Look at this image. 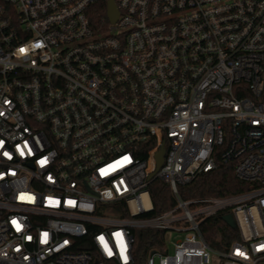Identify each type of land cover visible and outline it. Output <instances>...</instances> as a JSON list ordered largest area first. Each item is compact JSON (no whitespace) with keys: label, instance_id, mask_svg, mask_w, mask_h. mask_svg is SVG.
Listing matches in <instances>:
<instances>
[{"label":"built area","instance_id":"built-area-1","mask_svg":"<svg viewBox=\"0 0 264 264\" xmlns=\"http://www.w3.org/2000/svg\"><path fill=\"white\" fill-rule=\"evenodd\" d=\"M99 1L0 0V264H137L136 230L164 234L143 264H264V0H116L96 28ZM218 161L249 190L181 197Z\"/></svg>","mask_w":264,"mask_h":264},{"label":"trees","instance_id":"trees-1","mask_svg":"<svg viewBox=\"0 0 264 264\" xmlns=\"http://www.w3.org/2000/svg\"><path fill=\"white\" fill-rule=\"evenodd\" d=\"M90 18L96 28L106 26L107 0H100L90 10ZM250 185L239 180L234 171L233 163L218 161L216 169L201 173L191 183L180 186L179 192L184 199L199 197H224L249 190ZM150 194L153 202V210L147 215L161 214L175 204V197L170 185L162 179L154 180L150 185ZM221 212L214 216L210 222L207 233L212 243L216 244L218 233L223 235V242L228 243L231 238L237 236V229L230 227L222 218ZM221 231V232H220ZM137 264H143V259L150 249L161 248L164 239L163 232L156 233L153 230H136Z\"/></svg>","mask_w":264,"mask_h":264},{"label":"water","instance_id":"water-1","mask_svg":"<svg viewBox=\"0 0 264 264\" xmlns=\"http://www.w3.org/2000/svg\"><path fill=\"white\" fill-rule=\"evenodd\" d=\"M117 4H116V0H107V16L108 19L111 23H115L117 21L118 15H119V11H118ZM165 153L164 148L156 155V162L157 163V168L156 170H158L160 168V166L162 165L163 162V155ZM155 172H153L150 177H152L154 175ZM223 220L230 226V227H235V222L233 220V217L231 214H226L225 216H223Z\"/></svg>","mask_w":264,"mask_h":264},{"label":"rangeland","instance_id":"rangeland-1","mask_svg":"<svg viewBox=\"0 0 264 264\" xmlns=\"http://www.w3.org/2000/svg\"><path fill=\"white\" fill-rule=\"evenodd\" d=\"M221 233H218V235H217V238H219V240H223V235ZM182 237H183V235L180 234V233H176V232L168 233L167 234V241L168 242H172V241H174V240H176L178 238H182ZM225 245H226L225 241L224 242L222 241L221 243H219V242L216 243V246L219 247V248L220 247H224ZM214 264H216V263L214 262Z\"/></svg>","mask_w":264,"mask_h":264}]
</instances>
